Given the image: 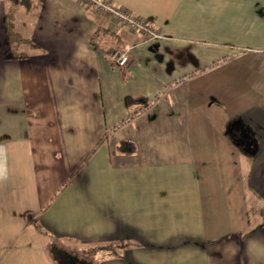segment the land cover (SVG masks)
<instances>
[{
	"label": "crops",
	"instance_id": "0c3cea01",
	"mask_svg": "<svg viewBox=\"0 0 264 264\" xmlns=\"http://www.w3.org/2000/svg\"><path fill=\"white\" fill-rule=\"evenodd\" d=\"M111 1L0 0V264H264V0Z\"/></svg>",
	"mask_w": 264,
	"mask_h": 264
},
{
	"label": "built area",
	"instance_id": "2783aa9c",
	"mask_svg": "<svg viewBox=\"0 0 264 264\" xmlns=\"http://www.w3.org/2000/svg\"><path fill=\"white\" fill-rule=\"evenodd\" d=\"M81 3L94 7L97 12L107 16L111 22L127 27L130 32L142 34L147 41H154L162 36V29L152 28L144 18L114 4L111 0H81ZM113 59L116 64L124 65L129 60L128 49L115 52Z\"/></svg>",
	"mask_w": 264,
	"mask_h": 264
},
{
	"label": "trees",
	"instance_id": "16d2710c",
	"mask_svg": "<svg viewBox=\"0 0 264 264\" xmlns=\"http://www.w3.org/2000/svg\"><path fill=\"white\" fill-rule=\"evenodd\" d=\"M215 63V62H214ZM213 64V63H212ZM135 100H137V98H135V97H131V96H128L127 97V101L130 103V102H132V101H135ZM134 113H132V114H130V116L131 115H133ZM119 149L121 150V151H128V152H131V151H133L134 149H135V146H134V144L132 143V142H130V141H125V140H123V141H121L120 142V144H119ZM82 164V163H81ZM81 164H79L78 166H80ZM77 169L78 168H75L74 169V171H73V174L75 173V171H77Z\"/></svg>",
	"mask_w": 264,
	"mask_h": 264
},
{
	"label": "rangeland",
	"instance_id": "374dc122",
	"mask_svg": "<svg viewBox=\"0 0 264 264\" xmlns=\"http://www.w3.org/2000/svg\"><path fill=\"white\" fill-rule=\"evenodd\" d=\"M122 6H124V5H122ZM124 7H125V6H124ZM241 78L245 79V78H246V75H242ZM243 88H244V87H243ZM85 252H87V251H85ZM60 255H61L63 258L65 257V260H68L69 258L72 259V260H74V259H75V256H76V254H74V253H66V252H63V251H62V253H60ZM77 255H78V254H77Z\"/></svg>",
	"mask_w": 264,
	"mask_h": 264
}]
</instances>
